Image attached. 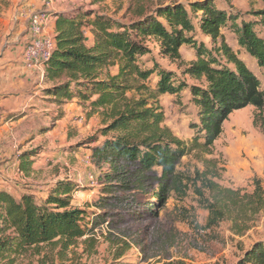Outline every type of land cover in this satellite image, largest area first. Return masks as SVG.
Returning a JSON list of instances; mask_svg holds the SVG:
<instances>
[{
  "label": "trees",
  "instance_id": "1",
  "mask_svg": "<svg viewBox=\"0 0 264 264\" xmlns=\"http://www.w3.org/2000/svg\"><path fill=\"white\" fill-rule=\"evenodd\" d=\"M99 1L103 0L92 2ZM256 1L262 6L245 14L221 7L215 0H193L188 6L180 0H160L153 9L140 5L141 0H131L138 5L129 24L81 7L74 13L57 14L56 48L44 62V92L60 105L77 99L87 104L91 114L100 110L107 116L101 130L106 138L92 148L94 156L109 166L102 177L106 181L104 193L125 188L127 180L145 193L140 180L146 174L153 176L156 206L149 204L147 208L156 213L170 190L187 187L185 180L194 184L176 171L182 157L211 147L234 111L253 106L264 120V89L250 65L264 71V0ZM9 6L10 0H0V17ZM88 30L94 35L91 45L86 41ZM224 32L235 34L249 61L233 51ZM200 35L210 41L195 38ZM148 38L158 43L162 54L171 57L179 58L183 46L191 47L197 60L184 73L203 84L189 86L158 63L141 65V58L151 52L145 45ZM186 87L191 89L197 110L189 140L175 137L163 125L165 112L160 102L162 96L178 95ZM36 155V151L20 155L26 175L32 172ZM81 190L69 178L52 186L45 199L31 193L17 199L0 190V260L12 264L35 245L90 235L98 225L108 222L105 198L95 203L100 211L73 206L74 196ZM196 192L209 211V223L219 225L222 212L200 189ZM237 264H264V241L256 242Z\"/></svg>",
  "mask_w": 264,
  "mask_h": 264
},
{
  "label": "rangeland",
  "instance_id": "2",
  "mask_svg": "<svg viewBox=\"0 0 264 264\" xmlns=\"http://www.w3.org/2000/svg\"><path fill=\"white\" fill-rule=\"evenodd\" d=\"M74 1L75 6L70 3L65 12L74 13L81 7L109 14L127 24L135 19L138 5L131 4V0ZM159 1L141 0L140 5L153 9ZM180 1L188 6L193 0ZM215 1L221 7L245 14L262 6L256 0ZM2 28L0 33L6 29L4 25ZM11 33L0 34V58ZM195 38L210 41L204 35ZM226 42L249 61L235 34L227 32ZM145 45L151 52L141 58V65L152 67L158 63L189 86L203 84L184 73L197 60L191 47L183 46L181 56L176 58L162 54L152 38L146 39ZM250 65L264 89V71ZM9 71L14 73V66ZM152 82L156 83L154 77ZM38 91L33 107L0 114V183L15 185L18 192L32 191L44 199L56 180L70 177L82 187L74 196L73 206L100 211L95 203L105 198L109 216L108 222L98 225L90 235L35 245L12 264H237L256 242L264 241V120L255 107L234 111L211 147L182 157L176 171L190 177L194 184L185 180L187 187L170 190L164 206L154 213L147 208L149 204L156 206L153 176L146 174L140 180L145 193L134 189V182L128 180L125 188H116L113 193L102 191L106 184L102 177L109 172V166L94 156L92 148L106 138L101 130L108 122L107 116L100 110L91 114L87 104L77 99L60 105L44 91ZM160 102L165 112L163 125L175 137L191 139L197 110L190 87L178 95L166 94ZM4 119L8 121L2 124ZM26 151L37 152L36 165L29 175L18 171L20 155ZM196 189L222 212L219 225L209 223V211ZM0 264L9 263L0 260Z\"/></svg>",
  "mask_w": 264,
  "mask_h": 264
},
{
  "label": "crops",
  "instance_id": "3",
  "mask_svg": "<svg viewBox=\"0 0 264 264\" xmlns=\"http://www.w3.org/2000/svg\"><path fill=\"white\" fill-rule=\"evenodd\" d=\"M10 1V6L3 11L2 16L0 17V30H3L2 25L6 28L1 33H7V31L12 32V38L5 46L4 55L0 58V114H3V116L13 113L15 110H24V108L33 107L31 104L37 101L35 100V97L39 94L38 90L40 89L44 91L47 87V84L44 81L45 64L25 63L21 55L25 43H27L31 37L29 31L31 15L37 11H48L50 20L47 31L55 35L57 14L65 12V9L70 6V3L74 4L73 6L76 4L74 3V0H57L56 2L52 0ZM2 22H4V24ZM224 33L225 35L227 34V32ZM86 41L89 45L94 43V35L90 30L86 33ZM11 65L14 66V73L9 71ZM42 96L45 97L44 94ZM8 120L11 121L13 119L10 118ZM8 120L4 119L2 124L7 123ZM36 161L33 162V168L36 165ZM57 179H62V177H58ZM69 179L75 180L70 177ZM57 182L58 180H56L53 186ZM14 186L15 185L12 187V185L6 182L0 183V190L12 193L17 199H19L24 193L32 192H18ZM31 194H33V192Z\"/></svg>",
  "mask_w": 264,
  "mask_h": 264
},
{
  "label": "built area",
  "instance_id": "4",
  "mask_svg": "<svg viewBox=\"0 0 264 264\" xmlns=\"http://www.w3.org/2000/svg\"><path fill=\"white\" fill-rule=\"evenodd\" d=\"M50 16L48 11L34 12L30 17V39L23 48L22 57L25 63H44L48 60L56 48L55 35L47 31ZM18 171H21L19 168Z\"/></svg>",
  "mask_w": 264,
  "mask_h": 264
}]
</instances>
